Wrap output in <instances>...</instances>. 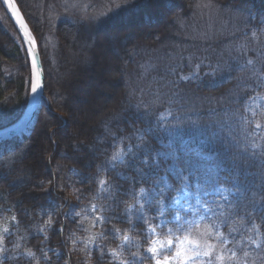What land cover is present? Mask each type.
Masks as SVG:
<instances>
[{
  "label": "trees",
  "instance_id": "1",
  "mask_svg": "<svg viewBox=\"0 0 264 264\" xmlns=\"http://www.w3.org/2000/svg\"><path fill=\"white\" fill-rule=\"evenodd\" d=\"M17 1L41 45L45 69V100L33 125L21 135L0 141V176L4 177L0 178V209L11 208L15 212L20 221L18 234L27 236L22 241L26 247L35 251L37 256L41 255V247L58 249L61 254L59 259L54 253H48L52 257V264H77L74 253L65 243L69 226H72L66 228L64 222V213L71 201L67 200L72 190L68 180L71 175L75 178V185L87 198L96 197L97 185L90 177L100 174L105 175L113 186L110 193L116 201L132 202L116 188L122 186L128 189L131 181L125 177L135 176L126 164L98 173L100 167H106V160L114 150V137H130V140L124 141L125 145L129 142H146L153 150L165 153L170 151L167 141L173 140L179 155L167 161L161 159V167L165 170L169 166L183 169L185 174L194 172L210 190L216 179L222 185L224 178L232 179L233 166L228 149L232 147L235 133L224 112L228 105L223 104L220 98L227 100L241 92L242 84L251 83L246 78L248 71L236 70V62L229 63L233 70L222 72V77L218 72L215 76L205 75L201 81L168 84V89L173 88V95L166 96L170 99H164L161 106L150 111L155 115L158 110L171 106L179 118L185 122L199 121L198 125L185 123L183 127L172 129L171 137L165 132H160L158 137L145 132V141L138 140L136 131L149 127L153 119L145 116V109L136 107L140 105L138 80L146 78L141 68L144 55L173 36L174 13H188L194 0H150V3L121 16L116 23L97 28L91 33L73 25L61 15L65 12L61 0ZM215 1L225 7L245 10L252 20L251 26L255 28L264 24L261 23L264 20V0ZM93 2L89 4V11H96L100 7V0ZM50 11L56 17L54 23L48 22ZM59 15L61 17L57 19ZM0 20V121L10 118L0 126L3 128L15 124L27 108L29 92L25 93L24 88L29 72L23 66L24 50L19 46L23 41L17 39L19 33L2 0ZM45 32L52 36L47 50L41 39ZM54 66L55 75L52 70ZM85 84H91L87 95ZM98 93L104 100L95 103ZM89 100L90 106L84 110L76 107V102L86 103ZM77 114L79 119L75 117ZM201 153L216 155L205 159ZM17 177L20 179L17 180ZM168 179L175 185V190H169L168 195L175 196L183 185L178 182L175 173H169ZM240 179L243 182L245 177L241 175ZM47 181H52V184L49 185ZM57 184L59 187H56ZM142 186L147 188L150 184ZM190 188H194V182ZM108 195L101 193L104 198H96L98 206L108 208L111 205L119 215L124 205L116 207L114 201L107 198ZM165 204L170 205L171 200H166ZM48 212L53 215V225L48 230L49 238L45 240L36 228L47 218L41 213ZM11 214L9 211L0 213L4 216ZM103 215L111 216L113 212L105 211ZM149 215L155 213L150 212ZM113 226L119 228L121 233L128 231L130 235L138 237L141 250L146 247L141 235L144 228L142 223L136 222V231H131L127 223L113 219L111 223L106 221L101 225L108 236L101 241L106 248L118 245L119 239L111 233ZM61 227L64 229L62 233L59 231ZM125 250L127 252L128 246ZM131 250L135 251V248ZM93 259L96 260V255ZM9 264H29V261L22 258ZM41 264H44L43 260ZM96 264H109V260H98Z\"/></svg>",
  "mask_w": 264,
  "mask_h": 264
},
{
  "label": "snow or ice",
  "instance_id": "2",
  "mask_svg": "<svg viewBox=\"0 0 264 264\" xmlns=\"http://www.w3.org/2000/svg\"><path fill=\"white\" fill-rule=\"evenodd\" d=\"M3 3L15 22L19 33L17 39L23 41L19 46L24 50L23 66L29 72L26 83L32 104L42 105L45 100V69L41 59V45L18 4L14 0H3ZM148 3L150 0L119 2L110 0L99 12L89 11L91 5L84 3L83 0H63L62 6L68 21L91 33L97 28L116 23L124 14ZM199 6L211 9L212 0L202 2ZM47 19L49 23H54L56 17L50 12ZM261 23H264V20ZM203 35L205 38L208 37L207 33ZM41 39L44 41V49L47 50L51 38ZM250 42H255L258 47L250 48ZM250 51L255 58L249 57ZM232 52L236 53L237 61L240 57L244 58L243 64L237 62L236 70L248 71V79L251 82L242 84L241 92L227 100L220 98L223 104L228 105L224 112L231 121L235 133L232 147L228 149L233 166L232 179L224 178L223 185L216 179L210 190L194 172L185 174L183 169L169 166L165 170L161 167V159L167 161L179 155L173 140L167 141L170 151L165 153L153 150L146 142L136 144L129 142L125 145L124 141L130 140V137H114V150L106 160V167H100L98 173H104L108 169L115 170L118 165L126 164L135 176L125 177L131 181L128 189L122 186L116 188L132 202L116 201L115 196L110 193L113 186L109 184L105 175L90 177L97 185L96 198H104L101 197V193H109L107 198L112 199L116 207L124 205L123 212L117 215L111 205L105 208L92 203L80 211L74 210L71 214H66L71 215L74 221L80 217V230L87 233L84 238L76 236L75 233L68 237L73 249L80 244L82 245L80 251L86 252L89 256L96 250L101 261L106 255L109 257V264H264V29L251 31L250 38L246 33L245 42L236 44L228 54L231 55ZM203 63L204 60L196 63L194 71L187 75L178 74V79L184 82L195 81L200 77ZM207 66L209 71L206 74L212 76L217 72L233 70V66L225 64L222 59L217 60L215 64L208 61ZM152 67L154 66L149 65V68ZM168 71L175 74L173 67ZM172 83L175 85L176 82ZM136 107H144L145 116L153 117L149 127L143 131L136 130L139 141H145V132L153 137L165 132L171 137L174 128L183 127L185 123L199 124V121L185 122L173 113L171 106L158 110L155 115L148 111L147 105L143 102ZM212 135L215 136L216 133L213 132ZM200 155L205 159H211L216 154ZM169 173H175L178 182L183 185L176 196L168 195L169 190H175V185L169 182ZM241 175L245 177L243 182L240 179ZM19 179L20 177H17V180ZM193 182L194 188L190 191ZM47 183L51 185L52 181ZM145 183H149L150 186L147 188L142 186ZM43 184L42 181L41 186ZM137 185L141 186L137 188ZM184 198L190 200L182 203ZM166 200H171V204L166 206ZM191 200H194V203L190 202ZM3 211L12 214L0 215V264H9L22 258H26L29 264H41V260L44 264H52L49 252L54 253L57 259L60 258L61 254L55 248L41 247V255L37 256L35 251L26 247L22 241H25L27 236L18 234L20 221L17 215L11 208L0 209V213ZM105 211L113 212V215L104 216ZM150 212H154L155 215H149ZM41 215H47V219L38 225L36 231L47 240L48 230L53 225V215L51 212ZM89 215L93 217L90 226L84 227ZM113 219L127 223L131 231H136V222L142 223L144 228L141 235L144 237L146 247L141 250L138 237L130 235L128 231L121 233V230L114 226L111 233L121 243L115 248H106L100 243L108 236L104 231L96 232L93 229L106 221L111 223ZM59 231L62 233L63 227ZM12 237L15 239L12 240ZM125 245L128 246L127 252ZM132 248H135V251H132Z\"/></svg>",
  "mask_w": 264,
  "mask_h": 264
},
{
  "label": "rangeland",
  "instance_id": "3",
  "mask_svg": "<svg viewBox=\"0 0 264 264\" xmlns=\"http://www.w3.org/2000/svg\"><path fill=\"white\" fill-rule=\"evenodd\" d=\"M109 2L110 0H100V7L98 8L99 10H96V12L103 10L104 6ZM202 2L206 3L207 0H194L192 2V8L186 14L174 13L173 11L174 15L176 14L173 18V36L168 39L166 38L163 42L158 43V45L152 49H149L145 53H148L147 55H144L142 61L143 65L141 68L143 69V75H146L147 78L143 79L147 81L142 84L141 82L144 80H138V84H140L139 104H142V102L143 104H146L148 111H151L154 107L161 106L164 99H170V97L166 98V96L173 95V88L171 87L168 89L167 85L169 84L171 86L173 81L179 82L180 80L178 79V74L183 73L187 75L194 71L195 64L201 60H204V63L201 65L200 77L196 79L199 81L204 79L205 75H207L206 73L209 71L207 66L208 61H211L213 64H215L217 60L222 59L225 64H229L231 61L243 64L244 58L240 57L237 61L236 53L232 52V54L229 55V50L233 49L236 44L245 42L246 33L250 38L251 31L264 29V24L260 28L251 26L252 20L250 19L248 13L243 9L225 7L215 0H212L213 8L209 9L200 7L199 5H201ZM61 3L63 4V0H61ZM84 3H91L92 5L94 2L93 0H85ZM96 4L98 5V2H96ZM50 12L52 13V11ZM61 15L66 17L65 12ZM61 15H59L57 19L61 17ZM204 33L208 34L207 38L204 37ZM49 37L52 39L51 34L45 32L44 38ZM48 46H50V43ZM249 47L255 49L258 46L255 42H250ZM248 55L249 57L255 58L253 52L251 51L248 53ZM149 65L154 67L149 68ZM170 67L175 69V74L169 73L168 69ZM52 70L54 71L55 75V66L52 68ZM223 75L224 74L221 72L220 77ZM248 76L249 75H247L246 78ZM215 81H217V79L214 80V82ZM90 87L91 84H85L86 95L89 94L91 89ZM24 89V92L26 93L28 91V85H26ZM29 100L30 93L28 102ZM95 100V103H98L100 100H104V97L98 93ZM168 101L170 102V100ZM86 106H90V100L86 103L79 101L76 102V107L79 109L84 110ZM141 108L145 109L144 107ZM75 117L77 119L80 118L78 114L75 115ZM259 118L260 117H258V119ZM9 120L10 118L1 120L0 126L7 123ZM7 127L9 126L0 128V130ZM68 180L72 190L70 192V198L67 200L71 201L69 203V208L64 213V222L66 224V228H68L69 225L72 226H69L70 230L66 240L70 246V252H73L75 255L77 264H96V261L98 262V260H100L99 253L96 250H93L89 256L86 252L80 251V248H82V245L80 244H77L75 249H73L71 240L68 239V237H70L72 233H75L76 236L84 238L87 233L80 230V217H77L74 221L71 215L66 216V214H71L74 210L80 211L81 208L90 206L92 203L97 204L96 197L87 198L84 193H81V190L75 185L76 181L72 175ZM189 190L191 191L192 189L189 188ZM85 197L86 200H84ZM187 200H190V198L182 199V203ZM190 202L194 203V200H191ZM99 214L100 213H97V215ZM92 218V215H89V220L85 221L84 227L90 226ZM46 219L47 218L44 220ZM93 231H102L101 225L98 224V226L94 228ZM120 243L121 241L119 240L118 244ZM126 246L127 245H125V247ZM95 255L96 260L93 259V257L95 258ZM106 257L108 259L104 257L103 260H109V257Z\"/></svg>",
  "mask_w": 264,
  "mask_h": 264
},
{
  "label": "water",
  "instance_id": "4",
  "mask_svg": "<svg viewBox=\"0 0 264 264\" xmlns=\"http://www.w3.org/2000/svg\"><path fill=\"white\" fill-rule=\"evenodd\" d=\"M14 2L18 4L21 12L23 13V15H24L25 19L27 20L30 28L32 29L33 34L36 36V34H35L33 28L31 27L27 17L25 16L23 10L21 9L18 1L14 0ZM2 3H3V0H2ZM3 5L6 8L9 16L11 18V13L7 9V6L4 3H3ZM12 21L14 22L13 19H12ZM14 24H15V22H14ZM37 41H38V39H37ZM44 92H45V90H44ZM40 106H41L40 104L33 105L32 101H31V97H30L29 105H28V108H27L24 116L17 123L5 128V129H1L0 130V141L4 140V139L11 138V137H14V136H17V135L23 133L25 130H27V128L33 124V121H34V119H35V117L37 115V112L39 111Z\"/></svg>",
  "mask_w": 264,
  "mask_h": 264
}]
</instances>
